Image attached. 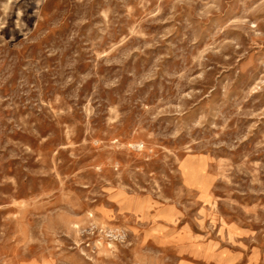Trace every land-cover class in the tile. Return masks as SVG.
<instances>
[{
	"label": "rangeland",
	"instance_id": "obj_1",
	"mask_svg": "<svg viewBox=\"0 0 264 264\" xmlns=\"http://www.w3.org/2000/svg\"><path fill=\"white\" fill-rule=\"evenodd\" d=\"M0 264H264V0H0Z\"/></svg>",
	"mask_w": 264,
	"mask_h": 264
}]
</instances>
